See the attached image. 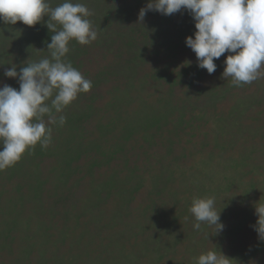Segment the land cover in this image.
Returning a JSON list of instances; mask_svg holds the SVG:
<instances>
[{
	"label": "trees",
	"instance_id": "trees-1",
	"mask_svg": "<svg viewBox=\"0 0 264 264\" xmlns=\"http://www.w3.org/2000/svg\"><path fill=\"white\" fill-rule=\"evenodd\" d=\"M89 1L72 0L91 9ZM92 1L100 10L88 19L98 38L89 45L71 41L66 57L92 81L91 90L64 109L66 123L52 126L46 149L37 144L0 171V252L7 253L0 264H195L209 250L221 254L230 248L222 245L225 226L254 228V207L264 204V183L244 180L249 172L264 174V160H255L250 147L264 119V77L242 86H233L231 78L217 83L212 76L222 77L223 55L214 60L213 74L197 60H170L195 23L189 28L176 23L174 14L151 10L135 23L149 0ZM47 2L55 8L64 0ZM48 19L35 26L0 21V87L19 89L18 78L4 75L13 65L19 72L50 58ZM164 55L169 59L162 67ZM220 102L228 109L218 112ZM255 106L261 108L253 115ZM230 148L244 150L242 159L251 160L247 170L239 164L228 172L222 168L221 153ZM150 162L156 169L151 175L145 170ZM102 168L109 177L100 179ZM83 171L88 179L78 176ZM78 187L89 191L80 211L71 196ZM139 192L145 202L138 201ZM194 197L215 198L222 232L203 223L194 229ZM249 199L254 207H242ZM256 253L253 248L223 255L227 264H254Z\"/></svg>",
	"mask_w": 264,
	"mask_h": 264
},
{
	"label": "clouds",
	"instance_id": "clouds-1",
	"mask_svg": "<svg viewBox=\"0 0 264 264\" xmlns=\"http://www.w3.org/2000/svg\"><path fill=\"white\" fill-rule=\"evenodd\" d=\"M182 9L195 20L194 38L188 36L185 43L196 54L199 68L213 74L217 69L214 60L228 52L222 77L231 78L233 86L264 77V0H149L139 12V20L143 21L150 10L170 16ZM91 15L85 4L72 0L55 8L47 0H0V21L4 24L35 26L47 16V27L53 33L47 43L50 58L27 63L19 72L13 65L4 73L18 78L19 89L8 84L0 87V171L14 166L37 144L46 149L52 142V126L66 123L64 109L79 93L91 90L92 81L66 59L71 41L89 45L98 38L88 19ZM189 211L196 221L195 230L203 223L213 227L215 234L223 231L214 197H194ZM255 214L258 220L253 227L264 241V204L256 205ZM226 258L209 250L194 261L227 264Z\"/></svg>",
	"mask_w": 264,
	"mask_h": 264
},
{
	"label": "rangeland",
	"instance_id": "rangeland-1",
	"mask_svg": "<svg viewBox=\"0 0 264 264\" xmlns=\"http://www.w3.org/2000/svg\"><path fill=\"white\" fill-rule=\"evenodd\" d=\"M90 2H93V1L92 0L89 1L90 7H91V9H89V10L90 11L92 10L93 14L99 13L100 9L98 10V8H96L95 6H92ZM173 17L176 18V23H178L177 21L180 20V22L182 24H184V25L189 24V25H187L189 28L192 27L191 26L192 23H195V20L192 18V16L187 12V10H184V9H182L180 12L175 13ZM137 19L138 20H136L135 23L136 22L137 23L142 22V21L139 20V17ZM152 27H153L152 24H148L146 29H148L149 31L152 32L153 31ZM194 27H195V24H194ZM194 27H192L194 29V32L191 33V34L188 33V35L193 36V38H194V33L196 31V28H194ZM184 34H187V33L184 32ZM148 53H149V51H148ZM229 54L228 53H226V55L223 54V56H222L223 58L222 59L225 60L226 57ZM174 58H178L177 64H179V65L182 64L183 62L187 61V60H190V61L197 60L196 54L189 47H187L186 44L180 45L179 49L174 52V57H171L170 60H172ZM168 59H169V56L168 55L167 56L164 55L163 57L159 58L158 62L161 63L160 65L163 67L164 63L167 62ZM143 67H146V65L143 64ZM171 68H173V64L171 65ZM120 78L122 80L124 77L123 78L120 77ZM212 78L217 83L220 82V81H223L225 79L223 77L219 78L218 75L212 76ZM162 87L163 86L159 87V90H157L155 92V96L156 95L157 96L160 95V91H161ZM180 88H182V87H180ZM179 91H180V89H179ZM110 97H112L111 93L107 94L105 96V98L101 99L100 101L102 103H104V101L106 99H109ZM228 105H229V103L227 102L226 106H228ZM104 106H105V104H104ZM223 108H224V105H223L222 102L217 104V111L218 112H220V110L223 109ZM252 108H253V106L250 105V110L251 111H252ZM260 108H261V106H255L254 109H253V112L251 114H253V115L257 114L258 110ZM224 109H228V108H224ZM250 122L253 123V124H257V121L255 120L254 116H252V119L250 120ZM258 123L260 125H262V128L260 127V134L258 135L257 139H255V142L254 141L250 142V147H253L254 150H255V152H254L255 160H258V159L259 160H264V119L262 118ZM254 126H256V125H253V127ZM133 145H138V144L135 141V142H133ZM243 154H244V150H242V148H241V150L230 148V149L227 150V154H226V151L224 150L221 153V156H223L225 158L224 159L221 158V161H222V163L224 161L225 162L224 164H226L227 167H222V168H225L226 172H228L229 169L232 170L231 169L232 165L239 164L244 170H247L248 169V163L251 164V160H247V161L243 160L242 159V155ZM140 155H141L142 158L140 159V161H138L139 165H140V163L143 164V158H144V155L143 156H142V154H140ZM226 156H228V158H226ZM252 162H253V160H252ZM262 164L264 165V161H263ZM153 165H154V162H150L148 167H146V169H145L146 173L148 171L149 175H151L152 173H154L156 171V169L151 168ZM259 171H262V169H259ZM263 172H264V169H263ZM85 174L86 173L83 171L78 176H80V177L83 176L84 177ZM100 174H102L100 176V179H104V178L109 177L108 175L110 174V171L108 169H106V168H102L101 171H100ZM263 177H264V174L262 176V174H259L258 172H254L253 171V172H249L247 177L245 176L244 180H248V181L252 180V181H254L256 183H259L260 185H263V183H264V181H263L264 178ZM84 178L88 179L87 176H85ZM151 178H149V179H151ZM86 179H84V182L86 181ZM149 179H148V181H149ZM142 191H144V190H142ZM88 195H89V191H88L87 188H84V187H78L77 192H75L74 195H71L72 196V200L76 201L78 203L79 211H80L81 207H83L84 205L88 204L87 202L84 201V199ZM137 199L140 202H145L146 201L145 200L146 197L141 192L138 193ZM259 200H260V198H255L254 202H258ZM254 202L251 199H249L248 200L249 206H245L246 205V202H245V203L242 204V207H250V206L254 207V206H252V204ZM247 209H250V208H247ZM230 216H232V214ZM229 226L230 225L227 224V226H225V228H224V230H227V232L224 235L225 236L224 237V242L225 243H222V245H224V247H227V244H229L230 248H228V249L223 248L221 250V254L226 253V252H227V254L231 253L232 250H234V251H237V250L250 251V250H252L254 248V251L257 252V253L250 258L251 259L250 262H252L254 264L264 263V258H263V256H264V246H262V245H264V244H262L264 241H261L258 238V233L254 230V228L249 227V228L243 229L242 231H236V229H234V228H233L234 230L233 229H229L230 228ZM201 235H203V234H201ZM234 238H235V242H234ZM234 244H235V247H234ZM6 255H7V253L0 252V257H2L3 260H5V261H6V258H7ZM78 261H76V264L78 263Z\"/></svg>",
	"mask_w": 264,
	"mask_h": 264
}]
</instances>
